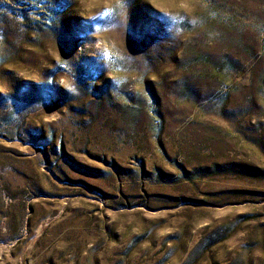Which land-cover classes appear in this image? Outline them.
<instances>
[{
    "label": "rangeland",
    "instance_id": "rangeland-1",
    "mask_svg": "<svg viewBox=\"0 0 264 264\" xmlns=\"http://www.w3.org/2000/svg\"><path fill=\"white\" fill-rule=\"evenodd\" d=\"M0 264H264V0H0Z\"/></svg>",
    "mask_w": 264,
    "mask_h": 264
},
{
    "label": "clouds",
    "instance_id": "clouds-1",
    "mask_svg": "<svg viewBox=\"0 0 264 264\" xmlns=\"http://www.w3.org/2000/svg\"><path fill=\"white\" fill-rule=\"evenodd\" d=\"M164 14H166L167 16L169 15L168 13H164ZM183 22H184V18H181L180 23H183ZM187 23L189 25H191L192 27H197L201 23V21H200L199 17L193 16V17L187 19ZM180 31H181V29L177 26L174 28L173 34L178 36L180 34ZM130 56H132V55H130ZM110 79H111V77H110Z\"/></svg>",
    "mask_w": 264,
    "mask_h": 264
}]
</instances>
